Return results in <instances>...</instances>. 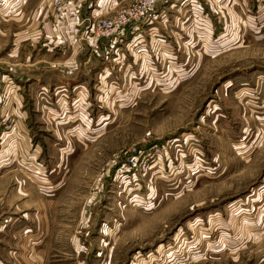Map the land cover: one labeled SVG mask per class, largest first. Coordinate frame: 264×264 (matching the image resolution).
Instances as JSON below:
<instances>
[{"label": "rangeland", "instance_id": "obj_1", "mask_svg": "<svg viewBox=\"0 0 264 264\" xmlns=\"http://www.w3.org/2000/svg\"><path fill=\"white\" fill-rule=\"evenodd\" d=\"M137 1L0 14V264H264V0Z\"/></svg>", "mask_w": 264, "mask_h": 264}, {"label": "crops", "instance_id": "obj_2", "mask_svg": "<svg viewBox=\"0 0 264 264\" xmlns=\"http://www.w3.org/2000/svg\"><path fill=\"white\" fill-rule=\"evenodd\" d=\"M22 1L23 0H0V14H17L22 8V5H23ZM186 1L187 0H185V1H182V0H162L160 2L161 5L159 6V7H162V8L159 11H156L157 12L156 14H162V16H166V14H167V12L169 10H171L174 14H192L193 22L198 23V25L202 24L203 27H201V28L203 30L207 31V25L209 26V23H207V20L202 19V18L199 17L200 16V12H201L200 10L203 11V5H201V2L199 0H188L189 1L188 5L184 6L183 4ZM231 1L232 0H221V2L223 3V7H225L226 14H227V12H228V14L232 13L231 12V6L236 3V2L232 3ZM259 1L260 0H257L258 4L260 3ZM257 6L258 5L256 4V10L260 14H264V12H260L259 7L257 9ZM198 8H200V10H198ZM176 18L179 19L180 18L179 15ZM237 18L241 19V16L237 17ZM199 21H202L203 23L199 22ZM241 23H242V21H241ZM226 28H227V24H223L222 29L225 30ZM66 33H71V30H69V32L66 31ZM203 33H205V32H203ZM208 36H210V35L208 34ZM136 39H139V40H135L134 39L135 42H142L143 41L142 38H136ZM228 39L222 38L219 41H221L222 45H225V43L228 41ZM134 40H132V41H134ZM167 54H169V53H167ZM166 57H168V56H166ZM3 78H5V76H3ZM261 107H263V104H261ZM261 110L264 111V108H261ZM263 111H261V112H263ZM34 172L37 173L36 171H34ZM37 174H39V173H37ZM40 175H42V174H40ZM263 192H264V187L261 188L260 192H259V189H258V194H261ZM249 198H250V196L248 197V199ZM248 199L246 198L244 201H246ZM246 211H247L246 208L244 209L242 207V212L244 213ZM257 220H258V222L256 221L255 223H253V221H252V223H251L249 221V219H246V217H245V218H242V225H244V224L245 225H249V226L251 224H253V226L261 225L262 224V220H260V219H257ZM244 227H246V226H244ZM250 228H252V227H250ZM250 230H252V229H250ZM254 232H256V230H254ZM246 234H248L247 231H246ZM251 234H253V233H251Z\"/></svg>", "mask_w": 264, "mask_h": 264}, {"label": "built area", "instance_id": "obj_3", "mask_svg": "<svg viewBox=\"0 0 264 264\" xmlns=\"http://www.w3.org/2000/svg\"><path fill=\"white\" fill-rule=\"evenodd\" d=\"M154 0H138L134 5L130 8H127L121 11L120 14L115 20L113 21H104L100 24L95 26V31L99 32H106L112 29V26L121 27L122 25L128 23L130 21V16L128 14H143L144 9L151 6ZM135 17V16H134ZM133 18V17H132ZM116 28V27H115Z\"/></svg>", "mask_w": 264, "mask_h": 264}]
</instances>
